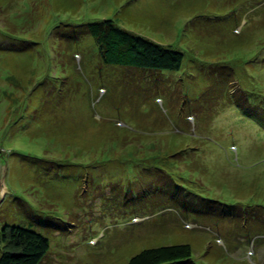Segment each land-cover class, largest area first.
Returning <instances> with one entry per match:
<instances>
[{"label":"rangeland","instance_id":"374dc122","mask_svg":"<svg viewBox=\"0 0 264 264\" xmlns=\"http://www.w3.org/2000/svg\"><path fill=\"white\" fill-rule=\"evenodd\" d=\"M105 20L181 69L105 65L65 27ZM0 184L42 264H264V0H0Z\"/></svg>","mask_w":264,"mask_h":264},{"label":"trees","instance_id":"16d2710c","mask_svg":"<svg viewBox=\"0 0 264 264\" xmlns=\"http://www.w3.org/2000/svg\"><path fill=\"white\" fill-rule=\"evenodd\" d=\"M65 27H73L76 36L91 37L105 65L136 70L179 71L183 64L185 55L181 51L127 31L113 20ZM28 45L37 47L33 42ZM27 126L28 123L21 128ZM181 154V151L177 152L178 156ZM49 252L50 240L41 233L21 226L0 224V264H42ZM192 256L189 244L169 245L145 249L133 256L128 264H188Z\"/></svg>","mask_w":264,"mask_h":264},{"label":"water","instance_id":"95a60500","mask_svg":"<svg viewBox=\"0 0 264 264\" xmlns=\"http://www.w3.org/2000/svg\"><path fill=\"white\" fill-rule=\"evenodd\" d=\"M1 183H3L2 181H1ZM4 188V187H3ZM2 186H1V184H0V203H1V201H2V199H3V197H4V195H3V193H2Z\"/></svg>","mask_w":264,"mask_h":264},{"label":"bare ground","instance_id":"6f19581e","mask_svg":"<svg viewBox=\"0 0 264 264\" xmlns=\"http://www.w3.org/2000/svg\"><path fill=\"white\" fill-rule=\"evenodd\" d=\"M4 191H5V189L3 188V189H2V193H4Z\"/></svg>","mask_w":264,"mask_h":264}]
</instances>
